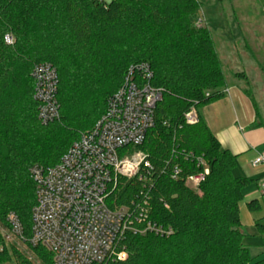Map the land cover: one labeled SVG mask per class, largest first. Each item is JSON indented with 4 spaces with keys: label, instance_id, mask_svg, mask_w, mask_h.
Instances as JSON below:
<instances>
[{
    "label": "trees",
    "instance_id": "trees-1",
    "mask_svg": "<svg viewBox=\"0 0 264 264\" xmlns=\"http://www.w3.org/2000/svg\"><path fill=\"white\" fill-rule=\"evenodd\" d=\"M199 7V0H0V264H52L43 245L5 237L7 215L14 212L24 237L31 236V168L57 164L141 63L152 71V85L164 89L154 125L128 147L149 165L129 178L117 175L107 201L132 208L141 202L146 213L134 222L138 232L126 231L99 264H264L244 243L240 216L252 179L236 174V155L200 113L224 95L227 79L209 27L193 20ZM42 62L58 74L60 117L47 123L38 118L31 74ZM192 107L198 120L189 123ZM198 174L197 187L186 184ZM148 222L172 232H140ZM256 227L264 234L263 223Z\"/></svg>",
    "mask_w": 264,
    "mask_h": 264
},
{
    "label": "built area",
    "instance_id": "built-area-1",
    "mask_svg": "<svg viewBox=\"0 0 264 264\" xmlns=\"http://www.w3.org/2000/svg\"><path fill=\"white\" fill-rule=\"evenodd\" d=\"M5 40L12 43L13 37L6 34ZM31 74L38 118L43 123L58 119L56 68L42 62L34 65ZM151 78L146 63L131 66L122 87L108 99L105 112L69 146L59 162L31 168L36 182L31 236L24 237L18 216L10 212L6 218L9 231H4L7 239L43 245L53 255L52 264H99L113 252L126 231L138 232L134 222L145 217L144 204L111 207L107 197L117 175L129 178L142 164L149 165L143 152H132L128 147L141 144L154 125L155 107L164 89L152 85ZM186 118L189 123L198 120L194 107ZM254 164L264 165V152L256 155ZM202 179L203 174L190 176L186 184L195 188ZM147 231L162 235L172 232L169 227L151 222L140 230Z\"/></svg>",
    "mask_w": 264,
    "mask_h": 264
},
{
    "label": "rangeland",
    "instance_id": "rangeland-1",
    "mask_svg": "<svg viewBox=\"0 0 264 264\" xmlns=\"http://www.w3.org/2000/svg\"><path fill=\"white\" fill-rule=\"evenodd\" d=\"M199 1L193 20L209 27L227 84L238 82L245 89L264 122V0ZM244 230V243L251 254L264 258V234L255 228L244 227ZM20 247L25 248L22 244Z\"/></svg>",
    "mask_w": 264,
    "mask_h": 264
},
{
    "label": "crops",
    "instance_id": "crops-1",
    "mask_svg": "<svg viewBox=\"0 0 264 264\" xmlns=\"http://www.w3.org/2000/svg\"><path fill=\"white\" fill-rule=\"evenodd\" d=\"M256 107L238 82H228L224 95L200 113L222 146L236 155V174L252 179L242 190L240 216L245 228L257 230L258 221L264 224V165L254 164V159L264 152V122ZM253 200L258 204L251 209L248 203Z\"/></svg>",
    "mask_w": 264,
    "mask_h": 264
}]
</instances>
